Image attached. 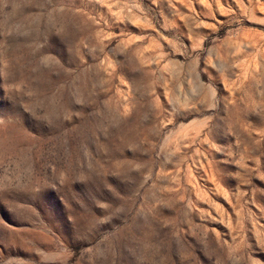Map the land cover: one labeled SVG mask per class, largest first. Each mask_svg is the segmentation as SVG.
I'll return each instance as SVG.
<instances>
[{
	"label": "rangeland",
	"instance_id": "374dc122",
	"mask_svg": "<svg viewBox=\"0 0 264 264\" xmlns=\"http://www.w3.org/2000/svg\"><path fill=\"white\" fill-rule=\"evenodd\" d=\"M0 264H264V0H0Z\"/></svg>",
	"mask_w": 264,
	"mask_h": 264
}]
</instances>
